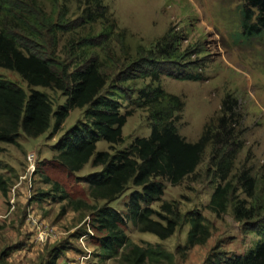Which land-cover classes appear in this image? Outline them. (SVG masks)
I'll return each mask as SVG.
<instances>
[{"label": "rangeland", "instance_id": "obj_1", "mask_svg": "<svg viewBox=\"0 0 264 264\" xmlns=\"http://www.w3.org/2000/svg\"><path fill=\"white\" fill-rule=\"evenodd\" d=\"M39 16L35 36L28 15L13 12L0 19V27L14 32L32 51L50 59L58 74L71 86L70 76L92 61L100 64L108 84L103 96L117 102L120 113H129L123 142L98 143V152L118 156L136 139L151 135L154 121L152 94L156 90L178 97L182 112L171 117L179 134L196 143L210 139L197 171L180 185L165 186L163 197L151 207L156 220L180 222L167 240L141 233L125 217L128 238L143 248H162L175 264H208L217 256L243 255L264 241V210L245 230L234 207L247 200L241 181L248 174L264 193V32L245 38L242 14L249 0H22ZM4 16L0 13V17ZM22 24V25H21ZM32 26L34 24H31ZM26 26V27H25ZM26 30V31H25ZM3 80L30 93L16 72L0 68ZM46 93L58 112L67 97L57 89ZM169 116L171 106L161 108ZM70 111L63 125L39 138L21 132L16 145L0 143V177L9 191L0 192V264H124L123 253L108 255L102 249L95 219L104 209L128 214L130 185L117 200L91 196L89 182L104 167L91 161L72 173L57 157L58 146L74 129L88 123L87 111ZM37 153L36 170L28 173V156ZM229 167L227 181L222 179ZM232 183L233 198L226 214L209 208L218 185ZM59 188V191H57ZM263 197V196H262ZM170 206L173 213L165 211ZM201 215L211 236L204 245L188 246L191 218ZM61 257L55 260L57 254Z\"/></svg>", "mask_w": 264, "mask_h": 264}, {"label": "trees", "instance_id": "obj_2", "mask_svg": "<svg viewBox=\"0 0 264 264\" xmlns=\"http://www.w3.org/2000/svg\"><path fill=\"white\" fill-rule=\"evenodd\" d=\"M22 0H0V13L12 17L13 12L28 15L23 25L29 24L28 34L34 38L35 24L39 16ZM242 28L245 38L256 37L264 32V0H249V7L242 14ZM21 24V25H22ZM0 25H2L0 23ZM0 27V68L19 74L30 89L25 90L9 84L0 76V143L16 145L21 132L30 138H39L46 134L55 120L54 129H59L69 116L70 111L85 109L88 123L74 129L59 144L57 157L68 171L78 173L91 161L94 166L104 167L102 175L93 178L90 184L91 196L96 200L113 202L124 194L130 185L139 188L128 205V214H119L110 209L101 210L95 219V229L101 235L102 249L108 255H114L119 249L124 264H175L173 254L162 248H143L133 243L124 231L125 217L129 218L141 233L156 235L161 240L172 237L180 222L178 219H165L166 224L154 218L157 212L151 205L159 201L165 191L162 181L172 186L180 185L193 175L203 161L208 134L196 143L186 141L178 132L171 117L182 112L183 104L178 97L168 96L161 90L152 94V113L154 126L148 138L136 139L128 152L112 156L110 152H98V143L105 141L110 145L123 142V129L129 113L121 114L118 104L103 96L108 81L102 73L100 64L92 61L86 68L70 76L71 86L58 74L50 59L32 51V48L20 38L15 27ZM26 31V30H25ZM36 88L57 89L65 93L66 105L57 112L46 93ZM171 106L170 116L161 108ZM222 176L227 181L229 167L224 166ZM247 200L238 201L234 207L237 221L244 223L245 230L257 227L249 222L260 217L264 210V193H257V182L248 174L241 177ZM9 188L0 177V192L6 198ZM59 191V188H57ZM232 183L218 185L211 197L208 208L218 216L226 214L233 198ZM165 211L173 213L170 206ZM191 230L188 235L190 249L204 245L211 236L210 228L201 215L191 218ZM264 235L263 232H261ZM57 254L55 260L61 257ZM208 264H264V241L243 255L231 258L217 256L209 259Z\"/></svg>", "mask_w": 264, "mask_h": 264}, {"label": "built area", "instance_id": "obj_3", "mask_svg": "<svg viewBox=\"0 0 264 264\" xmlns=\"http://www.w3.org/2000/svg\"><path fill=\"white\" fill-rule=\"evenodd\" d=\"M37 153L31 152L28 156V164H29V170L28 173L32 174L36 170V163H37Z\"/></svg>", "mask_w": 264, "mask_h": 264}]
</instances>
